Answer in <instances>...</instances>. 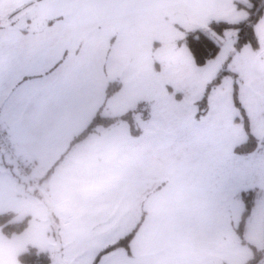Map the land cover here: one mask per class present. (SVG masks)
I'll use <instances>...</instances> for the list:
<instances>
[{
	"label": "rangeland",
	"instance_id": "374dc122",
	"mask_svg": "<svg viewBox=\"0 0 264 264\" xmlns=\"http://www.w3.org/2000/svg\"><path fill=\"white\" fill-rule=\"evenodd\" d=\"M134 5L133 0H126L125 15L118 21L123 33L116 40L125 47L133 45L140 58L128 60L116 55L109 62L107 77L97 81L100 84L108 79V84L119 82L122 86L107 102L103 116L117 118L133 112L134 127L122 121L110 128L115 129L111 133L100 128L95 133H105V137L91 139L94 143L89 141L79 152L71 181H60L57 187L77 213L68 222L47 221L42 203L31 198L44 200L48 206L51 198L40 199L34 194V175L19 180L13 167L3 160L8 166L7 176L0 174V211L13 213L8 224L29 218V227L13 238L6 237L0 227V264H20L19 256L32 248L47 254L50 264H95L108 245L127 236L126 228H116L122 221H113L108 215L117 214L122 199L128 198L131 203L133 198L140 201L136 220L140 212L146 214L133 242L137 248L160 244L167 231L186 226L228 237L237 232L244 210L241 195L234 197V193L250 186L255 208L244 229L250 238H244L254 242L263 234L264 47L254 51L248 45L236 52L237 30H227L225 37H220L210 29L212 23L236 19V11L230 7L219 13L205 12L196 19L186 11L165 12L157 0L147 3L152 9L148 12L138 13ZM196 28L220 46L218 56L204 67L195 65L185 44L187 31ZM255 32L264 43V15ZM104 36L108 35L93 32L94 40ZM155 42L158 50L150 54V43ZM219 78L220 83L214 84ZM105 85L94 92L91 110L102 107ZM235 90L247 112L251 133L259 142L254 152L239 157L235 149L248 136L243 125L235 122L240 117L234 104ZM205 97L206 107L201 111ZM102 146L108 147V153L102 162L96 161ZM132 214L131 210V218ZM259 252L254 250V257ZM117 256H101L98 264H117Z\"/></svg>",
	"mask_w": 264,
	"mask_h": 264
},
{
	"label": "crops",
	"instance_id": "0c3cea01",
	"mask_svg": "<svg viewBox=\"0 0 264 264\" xmlns=\"http://www.w3.org/2000/svg\"><path fill=\"white\" fill-rule=\"evenodd\" d=\"M151 1L133 0L138 13L151 11L147 7ZM157 1L164 6L165 12L186 11L197 16L196 19L205 12L219 13L223 7L233 8L237 16L233 21L219 22L237 25L248 19L242 14L246 11L236 7L246 4L243 3L246 0ZM125 3L126 0H0V123L8 129L17 156L27 166L31 178L34 175L33 182L52 196L50 206L44 200L31 198L42 203L47 221L52 218L56 222H68L76 217L71 201L64 192L58 193L57 187L60 181H71V171L77 167L82 148L90 144L89 141L94 143L91 139L99 141L106 135L92 134L61 159L71 141L85 130L101 108L96 106L91 110L94 92L103 84L108 87L109 82L107 79L98 84V79L107 77L109 62L116 55L128 60L140 58L133 45L126 44L125 47L124 42L116 40L119 33H123L118 21L125 15ZM94 30H99L100 36H108L94 40ZM196 31L200 29L187 32ZM258 40L262 51L264 43ZM155 47H159L158 42L150 43L148 52L155 54L158 50ZM112 131L115 129L107 133ZM105 153H108V147L102 146L96 161H101ZM0 165H3L0 174L7 176V165L2 156ZM249 190L252 186L239 188L234 197ZM38 196L44 198L41 193ZM136 206L139 212L140 201L136 198L132 203L130 198L122 199L118 213L108 215L113 221H122L116 223V228H126L127 236L135 222L136 226L146 220L144 212L139 213V220L135 219ZM131 210L134 220L130 216ZM0 212V216H13L8 210ZM253 216L249 217L248 225ZM247 232L244 231L243 239H240L236 231L227 237L219 232L206 234L204 229L186 226L167 231L160 244L138 245L137 248L133 245L135 236L128 249L117 248L105 255L117 253V264H248L257 250L263 252L259 264H264V231L255 243L245 239L250 238ZM206 237L212 239L206 240ZM114 244L108 245L109 248Z\"/></svg>",
	"mask_w": 264,
	"mask_h": 264
},
{
	"label": "trees",
	"instance_id": "16d2710c",
	"mask_svg": "<svg viewBox=\"0 0 264 264\" xmlns=\"http://www.w3.org/2000/svg\"><path fill=\"white\" fill-rule=\"evenodd\" d=\"M237 8L244 9L249 14V17L246 21L237 25H231L223 22L212 23L210 29L219 36H222L227 30L235 29L238 31V39L235 45L236 52H240L241 50H243L244 47L248 45H250L254 51H258L260 49V43L256 35L255 29L264 15V0H248L246 4H238ZM185 44L188 47L194 59V63L197 67H204L209 61L216 58L220 52V46L202 31L189 33L185 39ZM220 81L221 78H219L214 84H219ZM121 87L122 86L119 82L110 83L108 85L104 103L98 111L97 115L87 125L85 130L71 141L68 149L65 151L61 159L65 158L78 144L84 142L100 128L103 130H108L122 121H127L131 124L132 128L134 127V123L132 121L133 112H130L122 117L117 118H109L103 116V111L107 105V102L117 92L121 90ZM206 102L207 98L205 97L202 100V107H200L201 111L205 109ZM234 104L240 112V117L237 118L235 122L241 123L243 125L248 136L247 141L235 149V153L239 155H248L258 148L259 142L256 137L251 133L249 118L239 101V98L237 96V90H235L234 93ZM34 194L38 195V193L36 192ZM253 195V191L243 192L241 194V198L244 202V210L242 212L241 220L237 228L238 235L241 239H243L246 223L249 217L251 216L255 205ZM9 218L10 217L8 215L0 216V227L6 237L13 238L17 235L24 233L28 229L29 218L23 221L22 223L8 224L7 222ZM140 227L141 223H139L137 227L128 236L119 241L116 245L104 250L101 253L100 257L120 247L128 249L131 241L137 234ZM100 257L98 258L96 263L99 261ZM262 257L263 252H259L248 264H259L262 260ZM18 260L20 264L51 263V259L47 254L40 253L37 249L34 248L20 255Z\"/></svg>",
	"mask_w": 264,
	"mask_h": 264
},
{
	"label": "built area",
	"instance_id": "2783aa9c",
	"mask_svg": "<svg viewBox=\"0 0 264 264\" xmlns=\"http://www.w3.org/2000/svg\"><path fill=\"white\" fill-rule=\"evenodd\" d=\"M0 155L7 161L9 167L15 172L17 178L23 176H28L27 167L24 165L23 160L17 156L16 149L13 145L12 138L9 134L8 129L5 125L0 123ZM35 189L37 192L41 193L43 196L50 198L48 193L38 184H35Z\"/></svg>",
	"mask_w": 264,
	"mask_h": 264
}]
</instances>
